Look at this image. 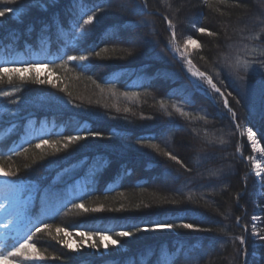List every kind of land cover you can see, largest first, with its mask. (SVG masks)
<instances>
[{
	"label": "trees",
	"instance_id": "trees-1",
	"mask_svg": "<svg viewBox=\"0 0 264 264\" xmlns=\"http://www.w3.org/2000/svg\"><path fill=\"white\" fill-rule=\"evenodd\" d=\"M81 3L101 10L89 34L79 31ZM16 6L23 10L19 15L0 17V66L37 63L47 70L44 75L40 70V78L53 83L0 80V91L11 93L0 96V166L17 173L11 179L37 185L21 236L41 224L52 226V236L44 231L33 238L46 259H15L21 264H158L167 254L175 264H264V241L252 228L255 224L264 235V187L247 159L252 149L243 132L252 128L264 147V75L259 68L248 75L229 64L264 59V0H213L211 6L204 0H22ZM165 17L176 26L180 48L189 36L199 42L201 47L188 48L186 57L213 76L225 95L231 92L235 120L219 94L195 86L185 58L169 43L172 30ZM193 26L217 35L198 33ZM80 55L88 61L68 60ZM113 71L123 77L108 76ZM137 75L148 80L130 84ZM173 104L189 115L181 116ZM84 129L103 137L88 136L55 155L47 146L35 148L40 139L86 136ZM150 144L177 155L191 171ZM79 203L106 210L85 214L73 207ZM257 208L260 223L253 219ZM159 220L210 231L115 235ZM57 227L72 233L59 234L68 243L81 244L80 232L107 231L121 246L93 249L88 245L100 243L93 236L72 251L52 238ZM241 235L247 241L243 246L236 239Z\"/></svg>",
	"mask_w": 264,
	"mask_h": 264
},
{
	"label": "snow or ice",
	"instance_id": "snow-or-ice-1",
	"mask_svg": "<svg viewBox=\"0 0 264 264\" xmlns=\"http://www.w3.org/2000/svg\"><path fill=\"white\" fill-rule=\"evenodd\" d=\"M22 2V0H3V3L0 4V17H5L6 14H17L19 15L23 10L20 7H17L16 5H19ZM56 0H52V3H55ZM75 2V0H74ZM219 3H226L227 0H218ZM204 3L208 4L209 6L212 5L213 0H204ZM7 4H11L13 6L9 7L6 6ZM81 16L80 19L83 20V23L79 24V31L80 33L84 34H89L91 32V27L89 26H95L98 20V13L101 11L99 8H95V5L89 6L88 4L81 3L79 5ZM95 8V10H93ZM91 11V15H87V13ZM219 11V9H217ZM87 16L86 19H84V16ZM167 20V24L169 28L172 30L171 33V40L169 41L170 44H175V39H176V32H175V25L173 24L171 19H168L165 17ZM195 31L201 34H207L208 36H216L217 33L209 31L208 28L206 27H195ZM189 46H194L196 48H200L201 45L199 42L194 39L193 37L189 36L184 40V52H181L180 55L184 56L185 53L188 51ZM175 51L179 52L180 48L179 46L174 48ZM96 56H101L100 52L95 53ZM89 57L80 55V56H69L68 60L69 61H78V62H86L88 61ZM227 59V57H226ZM188 65H192V61L188 59L187 61ZM253 63H255L256 67H253ZM253 63H250L248 61H241L239 58L233 63L232 61L229 60V64L231 65L232 68L234 69H243L248 75H253L256 74V68H259L260 74L264 75V59L255 61ZM249 69L252 71L249 72ZM189 71H191V74L193 77L196 78L195 81V86L199 88H203V86L206 84L208 88L211 89L212 93L219 94L220 97L223 98V106L225 109H227L228 113H230L231 117L233 120L236 118V112L229 106V100L228 97L231 96V92L227 93L225 95L224 92L221 91V88L217 86V84L213 81V76L207 74L206 72L199 71V70H192V68H189ZM33 73V75L29 76L26 75L27 73ZM40 66L37 63H31V62H25V63H5L3 66H0V80H2L4 77H7V80L9 83L13 80L14 77L20 79L21 81L32 79L34 82L39 83V84H52L53 81L51 79H41L40 78ZM240 80H244L247 84V77L246 76H240ZM55 86V85H53ZM207 91V89H205ZM11 93L8 91H0V96L6 97L9 96ZM124 95H128L125 93ZM136 95V94H133ZM161 107L164 108L165 104L164 101H161ZM172 107L176 110L177 113H179L181 116L187 117L189 113L183 111L181 107H178L176 104H173ZM125 111H128V109H125ZM169 116H171V113H167ZM203 119V117H201ZM237 129H239L240 125H236ZM86 136L82 135H68L63 138V141L60 140H52L49 141L47 139H40L39 143L35 145L36 149H44L46 146L48 148H51L52 155H55L56 153L61 152L63 149H67L70 144H74L78 141H83L85 140L88 136L91 137H103V133L99 131H89L88 129H84ZM248 132V139L252 142V148L254 151H258L260 158L264 159V147L257 148L258 141L255 139L256 134L253 132L252 128L247 129ZM171 139V138H169ZM223 143V141H220ZM151 149H154L158 153H162L164 156H166L169 160L176 162L177 164L180 165L181 168H183L185 171H191L190 168L186 164L181 161L177 155H174L170 151H163L159 145L157 144H150L148 145ZM240 151V149H237ZM28 149L24 148L23 153H27ZM242 155V153H241ZM43 158V157H42ZM250 161H255L256 157H248ZM27 167V166H26ZM254 168L256 169L255 175L260 178L259 183L261 187H264V176H262L260 165L257 163H254ZM216 174V173H213ZM17 173L11 170L6 171L2 166H0V176H16ZM264 194V193H262ZM238 196L240 194H237ZM189 200H191V197H188ZM171 203H177V201L173 200L170 201ZM4 204H0V208H3ZM74 208L80 209L83 213H96V212H101L105 211L106 209L104 208L103 205H99L97 207H86L83 203L79 204H74ZM123 205H121L120 209H115L116 211H120L123 209ZM136 208H140V205L137 204L135 205ZM253 219H256V217H253ZM240 220V217H237V221ZM3 227H8V225H3ZM51 225L48 224H41L40 227H36L34 232H29L24 234L23 236L17 234V236L13 237L12 243H6L5 240L0 239V264H21V262L18 259L15 258H20L22 257L25 261L29 260H44L46 259L45 256L37 251L36 248V243L33 242V238L38 234L42 233L44 231L48 232L49 236H52V233L50 231ZM245 230H247V225L244 226ZM253 228V236L260 240L264 241V235H261L259 232L256 231V225H252ZM176 229H187V230H194V231H210L209 229H199L198 225L195 223H184L181 222L180 224H173L169 223L164 220H159L155 222H150V224H145L142 228L141 227H134V232L131 231H124L121 230L115 235L118 238L121 237H131L135 233H139L141 231L143 232H149V231H174ZM56 233L58 234L55 237H52L53 239L57 240L59 244L63 245L65 248L70 249L72 251H80L81 248L84 247V240L85 239H91L93 236L99 238L100 243L97 244L95 242H92L91 244L88 245V247H91L93 249H99L101 246L104 249H109L110 246L112 248H119L121 246V242L119 239H112L111 235L107 231L103 232H95V233H85V232H80L78 235L81 237V244L79 245H73L68 243L67 239L60 238L59 234L63 233L65 237H70L72 233L68 232L66 228H61L57 227L56 228ZM236 239L239 241L240 245H245L246 244V237L241 235L236 237ZM10 249V250H9ZM243 254L247 255V250H243ZM54 259L56 257H53ZM158 264H175V257H169L167 254L164 255L163 259L158 261Z\"/></svg>",
	"mask_w": 264,
	"mask_h": 264
},
{
	"label": "rangeland",
	"instance_id": "rangeland-1",
	"mask_svg": "<svg viewBox=\"0 0 264 264\" xmlns=\"http://www.w3.org/2000/svg\"><path fill=\"white\" fill-rule=\"evenodd\" d=\"M177 44L173 45V52L177 57H184L185 58V69L191 78V80L195 83L196 78L192 76L191 71H189V68H192V70H198L193 64L188 65L186 57V53L184 56H181L180 53L184 52V49L180 48V51L177 52L174 50L175 47H177ZM190 49L195 48L194 46H189ZM41 74L44 75L47 70L44 67H40ZM46 74V73H45ZM108 76H113L117 78L123 77V74L121 71H113L108 74ZM148 80V77L146 75H137L134 77L130 84H140ZM203 90L207 89L209 92L211 89L208 88V86L205 84L202 88ZM249 127L246 126L243 130L244 134H246L247 140L251 146L252 154L250 157H256L255 161H251L253 164V172L255 173L256 169L254 168V163H257L260 165V169L262 175H264V165L262 161L263 159L260 158L259 152L254 151L252 148V142L248 139V132L247 129ZM255 139L258 141L257 137L255 136ZM262 147L260 145V142L258 141L257 148ZM250 161V160H249ZM257 177V176H256ZM258 185L260 187L259 179L258 178ZM37 185L34 182L31 181H24L21 179H11L9 176H0V204H4L3 208H0V239L5 240V242L17 236V234L21 235L23 232L26 224L29 222V210H30V204L33 198L36 195ZM259 212L258 208L255 213ZM256 222H261V216L260 213L256 214ZM255 222V223H256ZM3 225H8V227H3ZM70 244H73L74 246L77 244L76 241H71ZM108 251V249H105Z\"/></svg>",
	"mask_w": 264,
	"mask_h": 264
}]
</instances>
